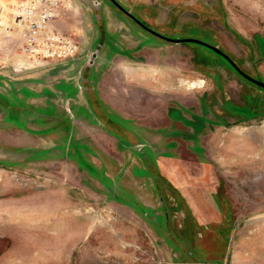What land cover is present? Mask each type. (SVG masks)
<instances>
[{"label": "rangeland", "instance_id": "obj_1", "mask_svg": "<svg viewBox=\"0 0 264 264\" xmlns=\"http://www.w3.org/2000/svg\"><path fill=\"white\" fill-rule=\"evenodd\" d=\"M115 1L264 81V0ZM13 4L0 0V44L19 30ZM62 14L74 59L0 45V212L17 210L21 227L33 211L21 238L35 258L264 264V88L110 0H65Z\"/></svg>", "mask_w": 264, "mask_h": 264}, {"label": "built area", "instance_id": "obj_2", "mask_svg": "<svg viewBox=\"0 0 264 264\" xmlns=\"http://www.w3.org/2000/svg\"><path fill=\"white\" fill-rule=\"evenodd\" d=\"M65 0H14L13 22L18 27L19 54L40 64L74 59L80 50L77 34L57 27Z\"/></svg>", "mask_w": 264, "mask_h": 264}, {"label": "crops", "instance_id": "obj_3", "mask_svg": "<svg viewBox=\"0 0 264 264\" xmlns=\"http://www.w3.org/2000/svg\"><path fill=\"white\" fill-rule=\"evenodd\" d=\"M57 25L59 26V23ZM5 37L4 43L0 44L3 50L13 52L19 49L21 44L19 30L14 32L9 28V31L6 30ZM18 215L19 212L17 210L0 212V236L8 237L10 240L9 245H2V242L0 243V264H65L64 260L51 258L49 255L45 257V255L40 254V257L35 258L33 236L25 233V239L21 238L22 230H33L34 213L33 211H27L25 216L20 217V219L24 220L21 221V227H18L20 224L16 221L19 218ZM18 231H21V233ZM38 249L42 248L39 247Z\"/></svg>", "mask_w": 264, "mask_h": 264}, {"label": "water", "instance_id": "obj_4", "mask_svg": "<svg viewBox=\"0 0 264 264\" xmlns=\"http://www.w3.org/2000/svg\"><path fill=\"white\" fill-rule=\"evenodd\" d=\"M113 1L118 7L121 8V6L115 1V0H111ZM167 41H172V42H175V43H180V42H195V43H198V44H201L205 47H208L210 48L211 50H213L215 53L221 55L222 57H224L230 64H232V66L235 68V70L241 74H243L246 78H248L250 81H252L253 83L257 84L258 86L264 88V81H260V80H256V79H253L247 75H245L240 69L239 67L229 58L228 55H226L224 52L221 51L220 48H218L217 46H214V45H211V44H208L202 40H199V39H195V38H168V37H164ZM97 54V49L94 50V52L91 54L90 56V59H89V65L93 63L94 61V58Z\"/></svg>", "mask_w": 264, "mask_h": 264}, {"label": "flooded vegetation", "instance_id": "obj_5", "mask_svg": "<svg viewBox=\"0 0 264 264\" xmlns=\"http://www.w3.org/2000/svg\"><path fill=\"white\" fill-rule=\"evenodd\" d=\"M111 1V0H110ZM112 2V4L114 5V6H116V8L119 10V11H121L124 15H126L128 18H130L131 19V21L132 22H134L137 26H139L141 29H143L144 31H146V32H148V33H150L151 35H153V36H155V37H158V38H160V39H163V40H165V41H167L164 37H168V36H165V35H163V34H161V33H159V32H157V31H155L154 29H152L151 27H149V25L147 24V23H145V22H143L142 20H140V19H138V17H136L134 14H132L131 12H129L127 9H125L123 6H121L118 2V4L121 6V8L120 7H118L113 1H111ZM168 38H171V37H168ZM180 38V37H179ZM174 39V38H173ZM200 40V39H199ZM168 42H172V41H168ZM205 42V41H204ZM175 43V42H174ZM207 43V42H206ZM208 44H210V43H208ZM212 45V44H211ZM203 46V45H202ZM214 46H216V45H214ZM205 47V46H204ZM208 48V47H207ZM219 48V47H218ZM209 50H211L210 48H208ZM211 51H213V50H211ZM222 51V50H221ZM214 52V51H213ZM223 52V51H222ZM215 53V52H214ZM217 54V53H216ZM226 54V53H225ZM219 55V54H218ZM227 55V54H226ZM221 56V55H220ZM222 57V56H221ZM222 58H224V57H222ZM230 58V57H229ZM225 59V58H224ZM231 59V58H230ZM226 60V59H225ZM227 61V60H226ZM228 62V61H227ZM229 63V62H228ZM230 64V63H229ZM231 66H232V64H230ZM233 67V66H232ZM239 67V66H238ZM234 68V67H233ZM235 69V68H234ZM240 69V68H239ZM241 70V69H240ZM245 75H247V76H249L247 73H245L243 70H241ZM237 72V71H236ZM238 74H240L242 77H244L246 80H248L249 82H251V83H253L252 81H250L248 78H246L243 74H241V73H239V72H237ZM249 77H251V76H249ZM251 78H253V77H251ZM253 79H255V78H253ZM257 80V79H256ZM253 84H255V83H253ZM255 85H257V84H255Z\"/></svg>", "mask_w": 264, "mask_h": 264}]
</instances>
